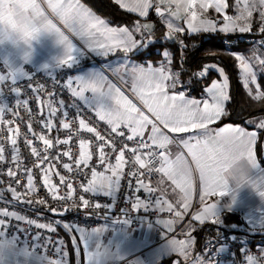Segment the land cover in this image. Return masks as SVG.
Returning a JSON list of instances; mask_svg holds the SVG:
<instances>
[{
    "label": "snow or ice",
    "instance_id": "1",
    "mask_svg": "<svg viewBox=\"0 0 264 264\" xmlns=\"http://www.w3.org/2000/svg\"><path fill=\"white\" fill-rule=\"evenodd\" d=\"M121 8L129 12L138 13L144 20H137L131 26L110 27L109 22L96 16L90 9L80 3V0H0V37H7V41L21 49H30L32 41L42 33H51L57 37L59 44L63 46V53L58 58L56 67L73 69L85 53L106 57L117 51L122 53V58L114 67L109 64L104 71L89 74H77L69 76L62 85L70 91L72 97L83 103L84 106L94 111L97 120L94 122L88 117L81 106L75 102L66 104L63 99H58V94L48 91V100L41 99V93L45 92V85L40 83L33 87V76L24 71L20 66H15L5 61L3 64L8 69V74H0V126L7 125V131L14 136L20 135L18 127H13L17 121L22 120L19 112L4 99V86L7 84L9 93L14 98L17 107L23 106L28 113L27 131L23 134L24 147L30 149L31 155L36 158V170L44 177L43 187L47 188L53 199H72L75 190L73 183L64 175L55 173L60 177L62 184L68 191L64 196L57 195V185L51 184L49 168L45 165L62 167L68 172L74 173L76 178L84 177L79 185L83 193H102L106 197H113L121 187L122 179L127 178L128 187L133 189L129 196L132 210L143 208L148 211L155 206L160 212L167 211L174 215V220L158 221L165 224L171 230L172 224L183 220L189 213L193 189V172L199 173L200 192L199 202L202 210L192 214V220L200 224L211 220L214 224H221L220 201L207 203L212 196L227 197L232 192L230 180L235 181L238 187L241 183L250 182L257 188L259 194L264 197V183L259 187L256 180L241 182V176H247L250 169H261L258 163L254 146L257 142L255 131H246L244 127L228 124L213 130L209 126L227 116L226 102L230 100L228 94L229 77L222 67L216 64H207L199 71L191 73L196 79H203L215 71L220 80H212L211 85L205 89L210 99L203 101L189 99L182 88L180 79L184 72L187 44L185 35L199 32L220 31L223 33H246L253 30V12H258L255 21L256 28L262 34V40L258 47L264 49V0H233L231 7L235 15H227L230 7L227 0H116ZM212 9L217 17L208 15ZM150 12H154L157 18L166 26L164 40L178 45L182 53L179 57L180 69L173 68L174 54L168 50L158 51L161 57L158 65L153 63H134L132 55L146 54L154 40L152 34L153 24L147 21ZM177 21H183L187 28ZM67 33L79 41V45L70 38ZM5 39L0 38V44ZM255 43V42H254ZM24 60L28 55L25 51ZM239 62L243 87L247 90L249 98L254 102L264 103V84H261L259 76L264 74V53L253 56L251 59L242 55L234 57ZM47 67V66H45ZM260 69L258 73L256 68ZM110 71L116 77V82L109 78L106 72ZM26 79L28 83L23 87L31 91L32 97L38 105H46L37 121L32 120L34 112L29 108L28 93L22 97L20 81ZM126 91L138 101L134 103L126 95ZM90 93V95H86ZM58 105V107H57ZM202 105V106H201ZM74 113L70 115V111ZM10 115L11 119H4ZM76 121L73 127L71 121ZM53 121H56L54 125ZM104 122L107 128L102 132L99 122ZM38 124L40 131L33 127ZM253 126L257 121H249ZM59 134L62 130L66 138L59 135L51 136L53 130ZM258 129H264V119L258 123ZM195 130V134L180 137L179 133H189ZM48 133V134H46ZM84 133L91 136H84ZM31 135V139H29ZM39 141L43 147L34 146L33 141ZM11 159L6 160L5 146L0 142V162L15 164L16 168H8L7 175L14 178L16 187L6 189L9 194L19 201L25 195L35 191L32 169L20 164V147L17 139L10 138ZM79 146L78 156L72 152L71 146ZM177 145L180 151L175 154L173 160L169 151L170 145ZM69 146V147H63ZM187 156L191 157L195 169L191 167ZM96 161H93V156ZM68 161L57 165V161ZM114 159V163H113ZM103 171H97V166ZM23 167L26 175V186L19 184L18 172ZM127 167V171H125ZM90 168V179L86 169ZM162 174L158 185L164 184V177L174 185L173 191L179 189L181 195L175 203H170L163 196L166 189H159L161 195L154 198L158 191L156 187H150L151 177L154 174ZM4 175L0 168V176ZM264 177V172L261 173ZM3 181H0L2 184ZM25 188V193L17 191V188ZM143 191L147 193V200H142L139 195ZM135 195L134 200L132 196ZM6 197H0V203H4ZM234 200V197H233ZM31 202V201H29ZM45 204V200L37 201ZM77 206L85 209L103 207L108 210L110 204H92L84 195L79 197L69 207V211ZM49 211L56 212L55 208ZM128 216V212L124 211ZM25 221V217L15 211L5 208L0 210V236H5L2 229L11 227V220ZM130 219L122 221L128 224ZM29 225H35L37 229H47L55 232L51 224L36 223L34 220L26 221ZM68 229V224L63 225ZM17 231H23L17 229ZM80 232V241L83 244L88 264H100V260L108 252L107 246L100 239L101 229H93ZM38 242L40 237H35ZM50 242V241H49ZM63 245V241H58ZM76 255L79 256L80 248L73 238ZM173 252L179 253L185 260H189L191 237L189 240L172 241ZM207 247V245H206ZM246 259L243 264H264V256H253L249 249L243 248ZM264 252V249H261ZM67 256V252L63 253ZM43 257L41 264H45ZM47 264H62L60 260H48ZM79 264V261H77ZM192 264V261H189ZM196 264H206L204 259L196 258Z\"/></svg>",
    "mask_w": 264,
    "mask_h": 264
},
{
    "label": "built area",
    "instance_id": "2",
    "mask_svg": "<svg viewBox=\"0 0 264 264\" xmlns=\"http://www.w3.org/2000/svg\"><path fill=\"white\" fill-rule=\"evenodd\" d=\"M94 62L100 63L99 60L94 59ZM86 62L84 59H79V63L71 70L66 68H58L53 73H48L42 69H39L30 64L23 65L25 72L33 76V87L43 83L45 85V92L41 93L42 100H48L47 95L48 91L54 90L58 94V99H63L66 104L77 103L84 110L85 114L90 117L94 122L97 120L94 111L87 108L83 103L76 98L72 97L70 91L63 87L66 83V80L69 76H75L79 71L85 66ZM28 81L26 79L20 81V86L22 88V97L24 98V93L27 92L29 99V108L34 112L32 116L33 121H37L39 114L43 108V111H47L46 105H38L32 97L31 91L24 88ZM4 99L13 106L22 117V120L17 121L13 127H18L20 130L19 136H14L12 133L7 131V125L0 126V142H3L5 146V156L6 160L11 159V143L10 138L17 139V143L20 147V164L26 165L28 168H31L32 176L34 178L35 191L24 196L23 199L16 201L6 189L11 187H16L14 183V178L7 175L9 167L13 169L16 168L15 164H7L5 162H0V168L3 169L4 175L0 176V181H3L0 184V197H6L4 203H0V210L5 209L6 207L9 210L15 211L17 214L25 217V221L18 222L14 219L11 220V227L2 229L6 232L5 236H0V240H5L12 242L20 247H25L31 253L38 257H46L50 260H68L69 259V249H68V237L69 235L78 229H83L86 232H91L93 229H97L103 221L106 220H124L130 219L129 225L134 228L151 226L154 227L153 233V242L152 246H160L172 238H184L188 236L195 235L197 233L208 231V226H215L220 231L210 233V237L207 239L205 244L206 252L213 257L219 264H243V261L246 259L243 253V248L249 249V254L253 256H264V252H261V249H264V240H259L253 244L248 239L242 237L240 232L242 230L241 224L237 222L231 223H221L214 224L211 220H207L205 223L200 224L198 221H193L190 214L184 216L183 220L175 222L172 224L171 230L161 226V223L158 221H167L174 220V215L167 211L160 212L155 209V206L150 208L148 211H145L143 208L132 210L131 203L129 202V196L133 193V189L128 187L127 178L122 179L121 187L119 191L113 197H106L102 193L93 194V193H83L79 185L83 181L86 184L84 177L76 178L74 173L68 172L62 167L45 165L46 168H49V176L51 177L50 183L57 185V195L64 196L67 194V189L60 184V177L55 173L64 175L66 179L70 180L73 183V188L75 189L72 193V199H53L51 192L43 187L44 177L41 173L36 170V158L31 155L30 149L24 147L23 134L27 131L26 125L29 120L28 113L24 110L23 106L17 107L14 103L13 96L9 93V87L6 84L4 86ZM58 107V105H57ZM74 113V110L70 111V115ZM10 115H5L4 119H11ZM54 125L56 121H53ZM73 127H76V121H71ZM33 127L36 131H40L38 124L34 123ZM107 128V125L104 122H99V129L103 132ZM48 134V133H46ZM49 135L57 136L61 139L66 138L65 132L62 130L59 134L53 130ZM84 136L88 137L91 134L84 133ZM29 135V139H31ZM33 145H39L43 147L42 143L34 140ZM69 147V146H63ZM72 152L78 156L79 146H71ZM96 161V156H93V161L90 162L92 165ZM64 162L68 161V158L65 157L63 161H57V165H62ZM114 163V159H113ZM97 166V171H103V168ZM88 172V179H90V168L85 170ZM127 171V167H125ZM19 175V184L26 186V175L23 174V167L20 168L18 172ZM161 179V174L157 173L151 177L150 187H156L158 191L154 194L160 196L159 191L160 185L157 182ZM17 191L24 194L25 188H17ZM84 195L85 198L89 199L92 204L99 203L102 206L105 204H110L112 207L108 210H105L103 207L97 210L95 208L85 209L83 207L77 206L75 209L69 211L70 205L74 202L79 201V197ZM139 195L142 200H147V193L141 191L136 193ZM135 195L132 196L134 200ZM164 199V196H163ZM45 200V204H39L37 201ZM31 201V202H29ZM50 208H55L57 211H49ZM124 211L128 212V216L124 215ZM28 219L34 220L36 223L51 224L55 227V232H49L47 229H37L35 225H29L26 221ZM68 224L70 227L68 229L64 228L63 225ZM21 229L23 231H17ZM39 235L40 239L37 242L35 237ZM50 241V242H49ZM58 241H63V245L58 244ZM207 245V247H206ZM67 252V256L64 257L63 253ZM122 264H135L133 258L124 260Z\"/></svg>",
    "mask_w": 264,
    "mask_h": 264
},
{
    "label": "crops",
    "instance_id": "3",
    "mask_svg": "<svg viewBox=\"0 0 264 264\" xmlns=\"http://www.w3.org/2000/svg\"><path fill=\"white\" fill-rule=\"evenodd\" d=\"M197 2L199 3V0H197ZM227 2L229 3V0H227ZM80 3L83 4L85 7H87L88 9H90L96 16L100 17L101 19H104L102 16L97 14L91 7L85 4L82 0H80ZM125 10L128 11L127 9ZM151 13L152 12H150L149 16L151 15ZM133 14L138 16V13H133ZM226 14L231 16V15H235L236 13L233 8L232 13H229L227 9ZM208 15L218 18L217 14H215L212 9L208 10ZM139 18L145 19L142 17ZM257 19H258V12H253L252 28H256L255 21H257ZM177 23H181L185 28H187V24L184 23L183 21H177ZM109 26L116 27L117 25H113L109 22ZM66 34L70 36L73 42L79 45V41L75 37L71 36V33L66 32ZM0 38L5 39L4 43L0 44V74H4V75L8 74V69L3 65L5 61L9 62L12 65L20 66L22 68L23 65L30 64L48 73H53L58 69V67H56V64L58 58L63 53V46L58 43L57 37L54 34L51 33L40 34L36 40L32 41L30 49H21L17 47L16 45L12 44L10 41H7V37H0ZM25 51H27V55H28L27 61H25L23 58L25 55ZM261 53H264V50H260L259 52H257L255 56L259 57ZM93 58L99 60L100 63L94 62ZM121 58H122V53H120L119 51L110 54L106 57L97 56L92 53H85L81 58H79V59H84L86 62L85 66L79 71V74H89L93 72L104 71L108 68L109 64H112L115 67L116 62L119 61ZM131 60L134 63H138V64L143 63L142 61L139 60V58L136 55H132ZM256 71L259 73L260 69L257 67ZM106 74L109 75V78L112 79L113 82H116V77L113 76L110 71L106 72ZM220 79L221 78L219 77L215 80H220ZM178 90H183V89H178ZM227 91H229V88ZM185 93L187 98L189 99H197L201 101L205 99H210L209 94L207 92L202 98L193 96L187 93L186 91ZM125 94L128 95L129 98L132 99L134 103L138 104V101H136V99L131 96L130 92L126 91ZM86 95H90V93H86ZM262 119H264V117L258 119L256 126H253L249 122H248V126L233 124V123H225L217 126L216 123H218L220 120L209 126L213 130H216L218 128L231 124L234 127L241 126L244 127L246 131H250V132L255 131L257 133V142L254 146V152L258 163H260L261 169H250L247 172V175L249 177L247 176L240 177L241 182H244L249 178L251 180H256L257 187H259L261 183H264V177L260 176L261 173L264 172V163L262 162V159L260 158L257 150L260 134L263 133L264 135V129H258V123ZM193 134H195V130L189 133H179V134H171V135L187 137ZM180 150L181 149H179L175 144L169 146V151L172 153L171 158L173 160L175 159V154ZM183 151L185 152L186 159L189 161V164L193 169H195V165L192 163L191 157L187 156L186 150ZM261 154H262V158H264V139L262 143ZM163 179H164V184L160 185V189L161 188L166 189L167 194L164 195V199H167L170 203H175V201L179 199L181 193L179 189H175V191H173L175 186L172 185L171 181L167 180L166 177H164ZM229 183H230V187L232 188V192L230 193L229 196L227 197H219L218 195L212 196L207 199V203L220 201V203L222 204V209H221L222 223H223L224 215L226 213H234V214H238L243 218L247 228L250 231L252 232L264 231V197H262L259 194L257 188L253 187V184L250 182L241 183L238 187L236 186L235 181L233 180H230ZM200 187L201 186L199 181V173L194 170L193 189L191 196L192 207L189 209V213H188L191 215V217L193 213L202 210L203 207L199 202ZM160 225L169 229L163 223H161ZM97 229H101L100 239L108 248V252L105 256L102 257V259L100 260V264H122L124 260L130 258H133L135 264H161L163 260L170 257H173L172 258L173 261L171 264H178V258L185 260V258L179 255V253L173 252L171 242L174 240L188 241L189 236L184 238H172L163 245L152 246L153 233L155 228L151 226L134 228L131 227L129 223L124 224L123 222L106 220L103 221ZM78 230L73 231L68 237L69 259L60 260L62 264H77V261H79V264H88V260L83 248V244L79 239L80 232ZM195 235L190 236L191 237L190 253L191 254L195 253L196 258L200 256V259H204L205 261L206 260L216 261L205 250L204 252L199 251V247L196 245L195 242L196 241ZM73 238L76 239V242L79 245L80 248L79 256L76 255L75 247L73 245ZM42 260L43 257H38L33 255L31 251H29L25 247L17 246L16 244L9 241L0 240V264H41ZM48 260L50 259L46 258L45 264H47Z\"/></svg>",
    "mask_w": 264,
    "mask_h": 264
},
{
    "label": "trees",
    "instance_id": "4",
    "mask_svg": "<svg viewBox=\"0 0 264 264\" xmlns=\"http://www.w3.org/2000/svg\"><path fill=\"white\" fill-rule=\"evenodd\" d=\"M85 4L91 7L97 14L117 26H131L137 20H144L135 14L121 8L115 0H82ZM233 0H229L230 7L228 12H233L231 7ZM155 24V29L152 34L154 39L153 45L147 49L146 54L136 55L143 63L151 62L158 65L161 57L157 56L158 51H163L165 48L174 54L173 68L180 69L179 57L182 54L178 50V45L170 41L164 40L163 37L167 31L166 26L159 21L154 12L147 18ZM262 40V34L257 28H253L251 32L246 33H223L220 31L215 32H199L185 35V43L187 44L185 55V63L183 65L184 72L180 79L184 82L182 85L183 90L187 93L202 98L206 91L205 89L211 85L212 80L219 78L218 73L211 72L210 75L203 79H196L191 76V73L199 71L202 66L207 64H216L222 67L229 77V91L230 100L226 102L225 108L228 113L227 116L221 118L216 123L217 126L225 123L240 124L248 126V120L253 117L264 116V103L252 101L247 90L243 87L239 62L234 58L235 55H242L246 58H251L260 50L258 45ZM255 42V43H254ZM261 84H264V74L259 76ZM263 133L260 134L258 141V154L262 158L261 149L263 143ZM237 222L241 224L242 230L240 235L253 244L259 240H264V231L252 232L250 231L243 218L238 214L226 213L223 218V223ZM208 231L197 233L195 235L196 245L199 251L205 250V244L210 237V233L219 232L220 230L215 226H208ZM206 251V250H205ZM73 256V254H72ZM173 257L167 258L161 264H171Z\"/></svg>",
    "mask_w": 264,
    "mask_h": 264
},
{
    "label": "rangeland",
    "instance_id": "5",
    "mask_svg": "<svg viewBox=\"0 0 264 264\" xmlns=\"http://www.w3.org/2000/svg\"><path fill=\"white\" fill-rule=\"evenodd\" d=\"M262 117H264V116L253 117V118L249 119L248 122L249 121H258V119H260ZM198 257L200 258V256H198ZM189 261H192V264H196L195 253H192V254L190 253L189 260H187V261L178 258V264H189ZM206 264H219V262L214 261V260H211V261L206 260Z\"/></svg>",
    "mask_w": 264,
    "mask_h": 264
},
{
    "label": "water",
    "instance_id": "6",
    "mask_svg": "<svg viewBox=\"0 0 264 264\" xmlns=\"http://www.w3.org/2000/svg\"><path fill=\"white\" fill-rule=\"evenodd\" d=\"M149 23H151V24H153V26H154V29H155V24H154V22L153 21H151V20H147ZM154 32V31H153Z\"/></svg>",
    "mask_w": 264,
    "mask_h": 264
}]
</instances>
